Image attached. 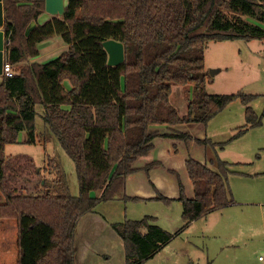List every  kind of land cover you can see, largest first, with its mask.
Here are the masks:
<instances>
[{"label":"trees","instance_id":"1","mask_svg":"<svg viewBox=\"0 0 264 264\" xmlns=\"http://www.w3.org/2000/svg\"><path fill=\"white\" fill-rule=\"evenodd\" d=\"M3 2L7 62L37 57L38 44L54 36L69 48L45 62L24 63L12 76L1 75L0 264H76L80 219L103 201L139 199L125 194V180L140 169L135 162L154 149V139L194 138L177 130L164 134L152 125L206 124L234 100L254 97L242 91L208 93L205 52L211 42L264 41V0H66L64 15L45 22L39 20L45 0ZM33 20L37 25L27 36ZM108 39L124 43L125 60L118 65L108 64L103 46ZM188 82L194 95L182 115L170 97L174 85ZM37 105L43 107L45 141L55 135L75 162L77 196L57 160L50 159L48 175L31 156L4 152L23 131L36 142ZM247 116L251 126L260 124L250 107ZM195 139L206 146L207 161L191 155L185 161L194 197L182 183L178 198L156 197L182 203V228L235 204L228 162L217 156L216 143ZM113 227L124 241L128 264H142L177 235L152 215Z\"/></svg>","mask_w":264,"mask_h":264},{"label":"rangeland","instance_id":"2","mask_svg":"<svg viewBox=\"0 0 264 264\" xmlns=\"http://www.w3.org/2000/svg\"><path fill=\"white\" fill-rule=\"evenodd\" d=\"M43 14L50 18L53 16L46 11ZM45 17L40 16L42 22L48 20H45ZM68 48V43L61 36H56L39 45L42 56H37L35 61L52 59ZM33 58L35 57H29L20 64H13V70L16 72L22 64L30 62L29 59ZM205 64L208 77L211 78L206 85L208 93L242 91L254 96L247 102L234 100L200 127L205 133L201 139L207 138L216 143L214 151L217 156L228 162V181L235 204L211 211L194 221L188 228L176 226L178 220L182 222L177 210L165 213L161 224L170 227L165 229L177 235L155 256L142 264H264V261L259 259L260 256L264 259V41L234 39L211 42L205 52ZM178 92H183V95L178 96ZM193 95V82L174 85L171 100L181 112L186 113ZM247 107L253 109L261 118L260 124H248ZM36 110V142H29L27 131H23L19 134L17 142L5 146L4 152L6 155L31 156L38 167L48 168L45 169V174L48 175L52 169L49 165L50 159L57 160L66 174L71 194L77 196L80 189L75 162L55 135L45 141L42 105H37ZM246 127L247 130L239 134V131ZM192 132L195 133L196 130L193 129ZM197 132L195 135L199 136L200 131ZM199 148L196 146V150ZM203 150L207 161L205 145ZM127 205L134 212L138 211V206L144 207L141 213H151L155 206H161L160 203L137 205L123 201V208ZM139 217L143 218L142 215ZM168 219L172 221L171 224ZM81 224L76 236L77 264L130 262L121 239L107 235H103L95 243V248L102 253L95 252L96 255L91 254L87 258L86 248L82 253L81 243L85 242V232L84 223ZM104 254L110 256L105 257Z\"/></svg>","mask_w":264,"mask_h":264},{"label":"crops","instance_id":"3","mask_svg":"<svg viewBox=\"0 0 264 264\" xmlns=\"http://www.w3.org/2000/svg\"><path fill=\"white\" fill-rule=\"evenodd\" d=\"M43 15L44 17L46 16L45 20L50 18L48 17L47 14H43ZM39 20L42 22L41 19ZM54 37L47 40H52L54 39ZM45 41L40 42L38 46ZM39 56L40 57L42 56L41 51L38 57ZM29 60L30 62H34L36 60V57ZM43 60L42 62H44ZM5 61H6V55H5ZM66 85L68 87L70 86L69 81H66ZM177 94L178 96H182L183 92H178ZM187 111H188V106H187ZM180 113L182 115L185 114L181 111ZM201 126L202 123H188V124H179V125L162 124V125L151 126L152 130H159L161 133L164 134L171 133L173 130H177L192 134L194 138L186 142L184 140L176 139L170 136L156 137L154 139V144H155L154 149H152L148 154L140 157L135 162V166L139 167L140 169L129 174L125 180V189H124L125 194L128 195L129 197H134L139 199L125 200L122 197H118L113 200L103 201L97 205L94 211L85 214L80 219V222L77 227V231L80 225H82L81 223H84L83 225H84L85 233L83 234L85 237V242L83 241L81 245H82V253L83 251H85L86 248L87 258L91 254L96 255L94 254L95 252L97 254L102 253V251H99V249L95 248L96 247L95 243L98 242L103 235H107L108 237H119V239H121L124 245L123 239L120 237V235L113 227L114 223L124 222L126 219L139 220L141 218L139 217V215H142L143 217H145L146 215H152L157 218V224L159 225L160 223L162 227L163 225L161 224V221L163 220V216L165 213H170L177 210L178 215L182 217V203L180 201L174 200L171 203L167 204L157 199L156 197L158 196V193H161L162 195L169 198H174V199L178 198L180 194V183L184 185L187 196L194 197L195 195L194 185L188 174L185 161L189 155H191L192 157H194L195 159H197L202 163H205L206 161L203 145H201L195 139V138H202L205 135L204 131L200 129ZM193 129H195L196 132L198 130L200 131L199 136L195 135L196 132L195 133L192 132ZM196 146H199L200 148L196 150ZM151 162H158L159 164L151 168L149 172H146L143 168ZM93 194L97 195V192H93ZM123 201L137 203V205L141 203H160L161 206H155L152 209L154 211H150L151 213H141V210L144 207L138 206V211L134 212L130 210L128 205L125 208H123L122 206ZM167 221L169 222V224L172 223V221L169 219ZM193 222L189 226H191ZM181 225L182 226L184 225L183 218H182V222L178 220L176 223L177 227ZM163 227L164 229L170 228L168 226L167 227L163 226ZM77 231H76V236H77ZM77 253H78V247H77ZM157 253H155L153 256H155ZM104 255L105 257L110 256V254H104ZM259 259L264 261V259H261L260 257ZM76 264H77V254H76Z\"/></svg>","mask_w":264,"mask_h":264},{"label":"water","instance_id":"4","mask_svg":"<svg viewBox=\"0 0 264 264\" xmlns=\"http://www.w3.org/2000/svg\"><path fill=\"white\" fill-rule=\"evenodd\" d=\"M65 10L66 0H45V11L50 15L61 17L64 15ZM4 24V2L0 0V76L3 74L6 46L10 43V39L5 36ZM36 25L37 22L33 20L26 28L25 34L29 36ZM103 46L109 54V65H118L125 60V47L123 42L115 39H108L103 42Z\"/></svg>","mask_w":264,"mask_h":264},{"label":"built area","instance_id":"5","mask_svg":"<svg viewBox=\"0 0 264 264\" xmlns=\"http://www.w3.org/2000/svg\"><path fill=\"white\" fill-rule=\"evenodd\" d=\"M3 73L7 76H12L15 74V71L13 70V64L7 61H4L3 65ZM261 259H263L262 256H260Z\"/></svg>","mask_w":264,"mask_h":264}]
</instances>
